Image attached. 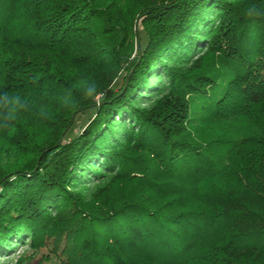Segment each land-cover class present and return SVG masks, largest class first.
<instances>
[{
  "label": "trees",
  "instance_id": "1",
  "mask_svg": "<svg viewBox=\"0 0 264 264\" xmlns=\"http://www.w3.org/2000/svg\"><path fill=\"white\" fill-rule=\"evenodd\" d=\"M20 247L264 264V0H0V257Z\"/></svg>",
  "mask_w": 264,
  "mask_h": 264
},
{
  "label": "rangeland",
  "instance_id": "2",
  "mask_svg": "<svg viewBox=\"0 0 264 264\" xmlns=\"http://www.w3.org/2000/svg\"><path fill=\"white\" fill-rule=\"evenodd\" d=\"M85 119V118H84ZM79 124H82L81 122ZM0 264H50L42 259V252L34 253L26 248H18L16 252L7 257H0Z\"/></svg>",
  "mask_w": 264,
  "mask_h": 264
},
{
  "label": "clouds",
  "instance_id": "3",
  "mask_svg": "<svg viewBox=\"0 0 264 264\" xmlns=\"http://www.w3.org/2000/svg\"><path fill=\"white\" fill-rule=\"evenodd\" d=\"M249 18H251V16H250ZM87 95H89V96H94V95H98V93L96 92V89L93 87V88H90V89L88 90Z\"/></svg>",
  "mask_w": 264,
  "mask_h": 264
}]
</instances>
